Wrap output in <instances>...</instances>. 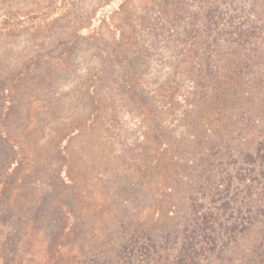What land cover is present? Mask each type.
Masks as SVG:
<instances>
[{"label": "rangeland", "instance_id": "rangeland-1", "mask_svg": "<svg viewBox=\"0 0 264 264\" xmlns=\"http://www.w3.org/2000/svg\"><path fill=\"white\" fill-rule=\"evenodd\" d=\"M8 7L0 129L24 155L0 137V264H264V0Z\"/></svg>", "mask_w": 264, "mask_h": 264}, {"label": "trees", "instance_id": "trees-1", "mask_svg": "<svg viewBox=\"0 0 264 264\" xmlns=\"http://www.w3.org/2000/svg\"><path fill=\"white\" fill-rule=\"evenodd\" d=\"M10 2H11V0H0V3H1V8L3 7V8H6V11L7 12H12V11H10V8L8 7L9 6V4H10ZM6 5V6H5ZM105 78L104 77H102V75L100 74V73H98L97 75H95V76H93L92 78H91V80H90V82H91V86H90V88H91V90L92 91H94V88H98V87H100L101 85H103V87H107V85L108 84H105V80H104ZM105 84V85H104ZM9 85H10V81L8 80V79H5V80H0V92L3 94H5V93H9V89H10V87H9ZM12 85V84H11ZM10 97L11 96H7V97H4L3 96V98H2V101H3V99H4V104H6V107H8V103H12V101L10 102ZM137 96H136V94H133V96L131 97V98H136ZM41 105V104H40ZM40 105H38V114H37V116H36V118L34 119V122L37 124V127L38 128H42L41 126H43V123H42V120H44V118H43V112H44V109H42V108H40L41 106ZM6 107L4 108L5 110H6ZM102 108H100V110H101ZM99 117H100V114L97 112V114H96V117L93 119L94 120V122H93V120L91 121V127H94V126H96V123L95 122H97V120L99 119ZM92 119V118H91ZM97 119V120H96ZM93 122V123H92ZM41 125V126H40ZM210 125V124H209ZM0 137L1 138H3L4 140H2L1 142L3 143H6V148L9 150V151H11L12 152V154L14 155V160L15 161H17V166L18 167H15V168H13V170H16V169H18L19 168V166H20V162H21V160H22V158H23V155H24V148H23V145L20 143V142H18V140H16V139H14L13 137H11V135L12 134H7V133H5L4 131V128H1L0 129ZM76 131H78V129H76V130H74V132H76ZM220 131V129H218L217 127H215V128H212V126H209V128L207 129V132H209V133H217V132H219ZM72 133H73V131H72ZM1 143V144H2ZM54 150H56L57 151V148H54ZM167 155H169V152H167V151H165L164 149H161V152L159 153V156H161V159H159V160H157V166L159 167V168H163V169H167V170H171L170 168H169V165H170V163L171 162H169V161H167V162H163V159H162V157H164L165 159H167ZM15 164V165H16ZM11 169V167L10 168H8V171ZM63 170V168L61 169V171ZM63 173V172H62ZM66 173L67 174H65V176L63 177V180H66V182H71V184L72 185H74L75 184V180H76V178L75 177H73V176H70V174H68V172L66 171ZM6 174H7V172H5L4 174H3V176H6ZM8 176V175H7ZM8 184H9V182L8 181H5V182H3L2 183V185H3V190H0V200H3V201H5V202H7L8 203V199L10 198L9 197V191H8V188H7V186H8ZM78 191V189L77 188H75V187H73V190H72V192L73 193H76ZM67 206L70 208V205L69 204H67ZM72 211V210H71ZM165 215H166V220H167V223L165 224V225H174V222H173V220H174V218H175V216H174V213H173V211L170 209V210H166V211H164L163 212ZM79 219H80V216L77 214L76 215V222H74L73 224H72V226H68V224L66 223V225L68 226V229H67V226H62V230H61V232H58L57 233V235L59 236V235H61V233L63 232V233H65L66 232V230H67V237H68V242H66V244H68L69 243V241L70 242H72V243H74L73 241H74V239L75 238H78V236H79V227L81 226V224H80V222H77V221H79ZM163 226V224H162V221H159L158 223H157V226ZM65 243V242H64ZM65 244H63V246H64Z\"/></svg>", "mask_w": 264, "mask_h": 264}]
</instances>
